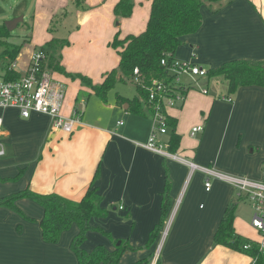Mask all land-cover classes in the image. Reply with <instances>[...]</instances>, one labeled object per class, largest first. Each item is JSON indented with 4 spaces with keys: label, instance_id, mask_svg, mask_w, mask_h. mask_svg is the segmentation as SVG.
<instances>
[{
    "label": "crops",
    "instance_id": "crops-1",
    "mask_svg": "<svg viewBox=\"0 0 264 264\" xmlns=\"http://www.w3.org/2000/svg\"><path fill=\"white\" fill-rule=\"evenodd\" d=\"M119 1L34 0L33 36L21 45L12 44L21 46L14 70L24 75L32 54L51 40L52 19L72 3L74 24L63 13L67 29L63 38L69 44L61 50V65L68 73L100 84L104 74L119 63L110 47L115 35L123 39L140 34L150 14L151 0H134L131 17L117 23L113 10ZM201 13L200 29L183 37L174 58L191 60L207 71L239 59L264 60V0H226L218 11L202 7ZM19 60L27 62L26 69H17ZM50 75L65 93L62 115L79 112V122L72 134H66L53 131L47 115L32 113L24 119L15 108H0L4 150L0 198L29 190L79 202L92 185L107 213L89 221L92 229L81 243L88 253L99 246L112 252L116 240L136 248L126 251L118 264L144 260L148 264H254L253 258L214 239L226 210L233 206L235 233L259 239L250 225L251 211L247 215L243 206L247 200L230 184L215 179L207 192L206 176L188 163L264 182V88L241 87L229 96L227 84L211 92L206 79L201 86L207 94L190 90L182 104L169 108L167 116L175 121L180 137L175 154L183 163L137 145L147 142L153 129L151 118L130 113L128 104L118 105L116 98L111 103L93 100L92 110L82 113L78 102L84 100H79L78 93L94 95L91 90L62 74ZM197 126L203 130L191 136ZM171 133L168 128L161 140L167 141ZM166 186L170 208L158 230ZM15 205L20 212L0 206V264H78L71 248L80 231L76 224L57 243H46L40 227L43 207L30 197L17 199ZM156 230L158 235L148 245Z\"/></svg>",
    "mask_w": 264,
    "mask_h": 264
},
{
    "label": "trees",
    "instance_id": "trees-1",
    "mask_svg": "<svg viewBox=\"0 0 264 264\" xmlns=\"http://www.w3.org/2000/svg\"><path fill=\"white\" fill-rule=\"evenodd\" d=\"M134 0H120L114 7V16L118 23L121 19L131 17L134 9ZM226 0H151L150 14L146 28L138 35H128L123 39L119 38V33L115 35L110 47L119 56L118 66L104 74L100 84H93L92 80L82 74H71L65 71L61 65V50L69 44L68 39H58L53 21L48 28L51 40L36 52L44 55V60L40 65L41 72L59 73L72 81L78 80L80 84L91 92L105 100L107 93L118 83H127L135 80L133 72L138 70L141 82L135 83L136 95L129 99L120 95L116 96L118 105L128 104V111L142 118H151L152 109L147 103L148 88L153 80H160L164 83L171 81V74L167 70L173 59L176 50L182 45L183 37L196 33L202 24V7H207L213 12L218 11ZM56 20V19H55ZM52 25V26H51ZM11 37L3 25L0 27V44L6 46L3 56L10 60L4 68L3 79L6 81L17 80L21 74L11 68L12 63L17 59L21 46H13L7 39ZM29 40H24L27 42ZM169 55L168 66H162L161 60ZM221 76L225 79L228 88V95L231 96L241 87L264 88V60L253 61L247 59L234 60L223 64L216 69L207 71V79ZM168 128L172 133L167 140L168 150L175 153L179 147L180 137L175 133V121L167 116ZM96 171L93 180L97 177ZM162 202V217L159 223L160 229L165 221L170 208L168 196V186ZM30 197L43 207V217L40 221L42 238L46 243H57L61 234L68 230L73 224L79 227V234L71 244L72 251L78 259V264H118L126 251H134L136 248L127 242L114 240V250L107 251L99 246L92 252L81 249V243L88 230L92 229L89 221L92 217H105L106 211L99 203L101 200L97 188L90 185L85 195L79 202H72L55 194L41 195L29 190L0 198V206H5L16 212L20 210L16 207L15 201L19 198ZM235 207L228 208L220 225L215 233V243L231 250L243 253L255 259L254 264H264V251L259 250L256 242L243 238L235 233L234 222ZM156 230L148 243L158 235ZM102 234L107 235L101 231ZM249 245V249L244 246ZM151 261V258H150ZM147 260L139 261L135 264H148ZM158 264V262H156Z\"/></svg>",
    "mask_w": 264,
    "mask_h": 264
},
{
    "label": "built area",
    "instance_id": "built-area-1",
    "mask_svg": "<svg viewBox=\"0 0 264 264\" xmlns=\"http://www.w3.org/2000/svg\"><path fill=\"white\" fill-rule=\"evenodd\" d=\"M169 55L161 60L162 66L167 67ZM44 60L41 52H34L24 75L17 80L6 81L0 76V108H15L24 119L32 113L47 115L51 120L53 131H62L66 134L74 132L75 125L79 122V112L72 116L62 115L64 90L60 84H56L49 72H41L40 65ZM16 63L11 65L15 69ZM167 70L171 74V81L164 83L153 80L148 88L147 103L152 109L151 120L153 129L145 144H137L145 150L160 155L166 159L186 161L168 150L167 141L161 140V136L167 133V110L184 102L187 92L197 90L199 93L207 94V88L201 86L202 79H207V70L191 60H179L173 57ZM135 81L141 82L140 73L135 69L133 72ZM230 101V99H228ZM2 117L0 116V126ZM203 130L202 126L191 129L190 135ZM4 155L3 147L0 146V156ZM192 170H200L206 176L204 186L208 192L211 188V179L226 182L233 186L238 196L249 201L253 210L251 227L257 232L259 239L254 241L259 250L264 251V182L253 181L246 178L230 176L208 167H199L189 162ZM249 249V245L244 246ZM157 255L153 262H155ZM255 263V259H254Z\"/></svg>",
    "mask_w": 264,
    "mask_h": 264
},
{
    "label": "rangeland",
    "instance_id": "rangeland-1",
    "mask_svg": "<svg viewBox=\"0 0 264 264\" xmlns=\"http://www.w3.org/2000/svg\"><path fill=\"white\" fill-rule=\"evenodd\" d=\"M33 2L34 0H0V27H2L9 20L22 17V20L16 25V28L11 32V37L6 40L10 44L21 45L24 40H29V38L33 36L32 34H33L34 25L32 24L33 23L32 17L35 11ZM67 6L68 7H66V9H61L60 11H58L59 14L53 18V21L56 23V26L54 24L53 28L54 30H56L55 35L58 37V39H62L65 36V33L67 32V29L65 28L63 24L64 23L63 13H66L67 15L65 20L67 22H70L71 24H74L73 21H75V18H76L75 5L70 3ZM70 23H66V24H70ZM66 37H68V35ZM1 41L5 42L4 39H2ZM5 48H6L5 45L0 44V76L3 75V71L6 65L10 63V60L7 57L3 56V51L5 50ZM26 67H27V62H22L21 60L17 62V69L19 71H21L22 69L23 70L26 69ZM205 80L206 79L204 80L202 79L201 81H203L204 83ZM136 82L137 81L133 80L132 82L116 84L111 90H109V92L106 95L105 100L107 101L109 100V103H111L110 101L115 100L117 95L125 96L130 99L135 97L136 95L135 83ZM226 84L227 83L223 77L221 76L212 77L208 81V89L211 92L212 91L219 92L221 88ZM78 94H79L78 95L79 100L80 99L84 100L82 103L80 101L78 102V108H80L82 113H85L87 109H88V112L92 110L93 100H102L98 96L88 95L87 92L85 93L83 91H79ZM64 99H63V102H64ZM162 139L164 140L163 137ZM243 206L245 208L247 215H249L251 211V220H252L253 210L251 208V205L249 204V201L247 200V202L244 203Z\"/></svg>",
    "mask_w": 264,
    "mask_h": 264
},
{
    "label": "water",
    "instance_id": "water-1",
    "mask_svg": "<svg viewBox=\"0 0 264 264\" xmlns=\"http://www.w3.org/2000/svg\"><path fill=\"white\" fill-rule=\"evenodd\" d=\"M22 20V17L21 18H16V19H12V20H9L7 21L4 26L6 27V29L9 31V32H12L15 28H16V25Z\"/></svg>",
    "mask_w": 264,
    "mask_h": 264
}]
</instances>
